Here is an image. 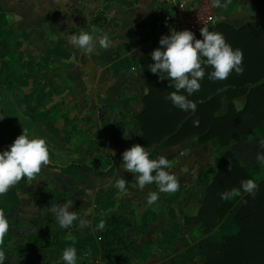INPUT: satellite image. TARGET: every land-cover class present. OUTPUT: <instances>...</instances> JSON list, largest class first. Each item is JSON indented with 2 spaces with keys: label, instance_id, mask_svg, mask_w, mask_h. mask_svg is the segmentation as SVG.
<instances>
[{
  "label": "crops",
  "instance_id": "1",
  "mask_svg": "<svg viewBox=\"0 0 264 264\" xmlns=\"http://www.w3.org/2000/svg\"><path fill=\"white\" fill-rule=\"evenodd\" d=\"M184 2L190 0H0V64L15 55L24 71L0 83V137L9 135L12 144L27 130L30 137L45 139L50 150L48 166L0 197V210L10 225L0 244L5 264L56 263L67 247L76 249L79 264H105L106 254L93 228L116 213L131 222L126 232L131 246L108 264H203L210 242L238 232L234 222L242 196L236 194L238 188L224 196L232 205L228 212L195 217L224 152L217 140L200 143L192 137L174 146L165 141L152 146L150 159L167 157L179 188L161 193L150 206L146 197L157 186L141 190L133 174L122 168V153L141 140L137 116L147 89L139 60L161 48L155 24ZM221 4L216 8L219 22L234 29L264 25V9L256 0H221ZM98 14L106 18L101 29L92 27ZM80 30L107 34L110 47H97L94 54L85 55L69 42ZM34 78L41 88L36 103L28 96ZM13 89L22 94L16 96ZM235 105L240 110L243 101ZM53 106L57 110L48 113ZM66 114L77 117L79 128L100 141L104 159L87 134L71 139L62 135L61 116ZM227 114L228 100L223 98L215 116ZM230 149L252 180H264V122ZM78 161L88 168L52 167ZM118 180L125 181V189L116 190ZM48 189L67 193L66 202H73L69 211L87 225L81 227L78 220L71 229H59L48 212ZM40 214L53 222L41 230L16 225Z\"/></svg>",
  "mask_w": 264,
  "mask_h": 264
},
{
  "label": "trees",
  "instance_id": "2",
  "mask_svg": "<svg viewBox=\"0 0 264 264\" xmlns=\"http://www.w3.org/2000/svg\"><path fill=\"white\" fill-rule=\"evenodd\" d=\"M256 1L264 9V0ZM105 23L104 15L98 14L92 20V27L101 29ZM212 32L222 33L234 50H242L244 71L239 75L232 72L223 81H210L207 76L211 69L206 68L205 77L200 81V90L188 97L196 103L195 111H181L166 99L175 89L168 87L171 81L160 80L150 72V65L153 63L151 55L139 60L147 94L143 99V109L137 116L141 134L138 145L145 147L149 152L152 146L163 141L168 146H174L189 138L198 137L200 143L217 140L224 150L218 159L216 172L210 177L203 203L195 217H204L207 213L215 216L219 211L225 214L230 210L232 205L224 196L233 188L239 189L241 181L251 179L248 176L249 169L240 163L230 147L238 140L250 136L264 122V25L253 23L234 29L218 22ZM22 65V61L15 55H12L5 65L0 64V83L10 82L11 74L24 73ZM40 92L41 88L34 78L28 96L36 103ZM223 98L228 100V114L225 117H216ZM239 101H243L240 110L235 105ZM56 110L53 106L47 112L53 113ZM61 119L62 135L65 138L87 134V137L97 144L99 158H105L100 141L92 138L88 131L79 128L77 117L70 118L66 114L62 115ZM72 165L88 168L83 161L72 162L63 167H52L66 170ZM257 185L255 196L241 194L240 207L234 215L238 232L233 236H224L218 242H210L203 264H264V180ZM47 199L50 206L63 204L67 200V193H54L52 189H48ZM178 210L181 211V208L178 207ZM52 222L40 214L27 224L18 222L16 225L41 230ZM103 222V231H97L94 226L93 232L96 242L103 247L106 254L103 263L108 264L116 255L130 248L131 243L126 239V232L131 228V222L120 213Z\"/></svg>",
  "mask_w": 264,
  "mask_h": 264
},
{
  "label": "clouds",
  "instance_id": "3",
  "mask_svg": "<svg viewBox=\"0 0 264 264\" xmlns=\"http://www.w3.org/2000/svg\"><path fill=\"white\" fill-rule=\"evenodd\" d=\"M214 8H221V0H209ZM202 39H196L189 30L176 31L170 36H162L159 40L161 48L151 53L153 63L150 72L157 75L160 80L171 81L168 87L175 91L166 97L172 105L181 111H195L196 103L189 100L195 92L200 90V81L205 77V69L210 68L207 78L210 81H223L230 73L242 74L243 52L233 49L220 32L209 31L208 28L200 29ZM72 46L80 49L85 55H92L97 47L108 49L110 40L107 34L93 35L80 30L77 35L69 38ZM183 93H186L183 94ZM3 119V118H0ZM50 162V150L45 139L30 137L24 130L5 151H0V197L4 196L10 188L17 186L23 179L32 180L41 172L42 166ZM170 161L164 155L157 159H150L149 152L141 145H133L122 153V168L133 174L134 181L141 190L145 186L155 184L157 191H150L146 197V204L153 205L160 194L175 193L179 188V181L169 169ZM126 187L124 180H118L115 184L117 191ZM236 194H248L255 196L258 191L257 183L252 179L243 180ZM72 200L62 205H51L48 212L51 213L56 224L61 230L73 227L79 220L81 227L87 225V221L79 219L75 212H70ZM9 221L3 210H0V244L3 243L6 233L9 231ZM105 224L100 221L96 225L97 231H103ZM71 235V233H68ZM5 252L0 250V264H5ZM56 264H79L77 252L74 247H67L56 261Z\"/></svg>",
  "mask_w": 264,
  "mask_h": 264
},
{
  "label": "built area",
  "instance_id": "4",
  "mask_svg": "<svg viewBox=\"0 0 264 264\" xmlns=\"http://www.w3.org/2000/svg\"><path fill=\"white\" fill-rule=\"evenodd\" d=\"M218 22L216 8L211 6L209 0H190L177 5L172 14L165 15L156 22L155 38L159 42L162 36H170L183 30L191 31L195 38L200 37L201 28L213 31Z\"/></svg>",
  "mask_w": 264,
  "mask_h": 264
},
{
  "label": "rangeland",
  "instance_id": "5",
  "mask_svg": "<svg viewBox=\"0 0 264 264\" xmlns=\"http://www.w3.org/2000/svg\"><path fill=\"white\" fill-rule=\"evenodd\" d=\"M6 88V87H5ZM5 88H3V89H5ZM7 90L8 89H10V88H6ZM14 90V94L16 95V96H20V94H22V92L21 91H16V89H13ZM1 94H5L4 93V91H1ZM19 106V105H18ZM9 145H11V140H10V137H9V135L8 136H1L0 137V151H3V150H5V149H7L8 147H9ZM19 183V182H18ZM17 187H18V185H17ZM16 188V187H15ZM17 190H18V192H19V189L17 188Z\"/></svg>",
  "mask_w": 264,
  "mask_h": 264
}]
</instances>
